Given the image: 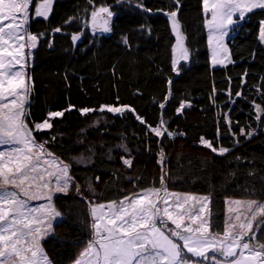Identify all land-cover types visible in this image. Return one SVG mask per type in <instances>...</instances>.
Here are the masks:
<instances>
[{
	"label": "trees",
	"instance_id": "16d2710c",
	"mask_svg": "<svg viewBox=\"0 0 264 264\" xmlns=\"http://www.w3.org/2000/svg\"><path fill=\"white\" fill-rule=\"evenodd\" d=\"M95 2L107 3L116 12L112 33L93 36L90 28L76 21L64 24L69 17L84 15L86 0H56L48 21L41 18L30 26L34 33L46 34L33 51L28 69L34 86L30 121L41 122L49 111L74 106L52 121L50 132L57 135V140L49 147L66 162L81 154L92 156L88 166L73 164L71 170L84 195L90 196L84 186L88 178L96 187L98 202L118 199L135 190L134 184L146 188L155 181L158 186V153L163 148L170 189L211 194L214 227L223 225L226 198H245L249 195L246 189H255L256 195L264 199V128L255 120L251 103H264L257 91L258 87L264 91V80L235 75L228 66H212L202 0H181L179 20L191 56L189 61L181 62L179 75L171 64L175 37L168 18L158 11L169 10L170 0H144L151 13L116 4L115 0ZM261 20L264 10L249 13L236 26L235 37L228 41L233 65L252 63L264 69V44L258 40ZM141 25H147L150 34L141 30ZM57 26L63 31L53 34L51 30ZM80 31L83 36L73 44L71 35ZM124 35L129 38V46L121 40ZM45 40L53 47H47ZM169 89L171 96L161 109L159 104L165 101ZM237 92L242 95L237 96ZM181 101L191 107L178 114ZM101 105L130 106L151 126L162 117L169 131L177 135L156 137L127 111L122 116L106 111L82 116L77 111ZM225 116L232 121L230 131ZM240 128L246 133L256 129V134L249 140L240 135ZM50 132L35 135L37 140H45ZM201 137L232 151L225 156L212 153L201 145ZM236 139L239 144L234 143ZM120 144L127 145L128 151L117 147ZM110 149L112 159L108 158ZM121 157H131L132 167H125ZM96 176L100 177L98 183ZM56 206L63 217L42 245L53 264H71L89 236L87 208L74 190L67 196L57 194Z\"/></svg>",
	"mask_w": 264,
	"mask_h": 264
},
{
	"label": "snow or ice",
	"instance_id": "6c2138e0",
	"mask_svg": "<svg viewBox=\"0 0 264 264\" xmlns=\"http://www.w3.org/2000/svg\"><path fill=\"white\" fill-rule=\"evenodd\" d=\"M55 2L0 0V264H53L42 241L52 235L57 218L63 217L56 206L57 194L67 196L71 190L85 202L89 232L71 264H264V199L256 195L255 189H246L249 195L245 198H226L223 225L214 227L211 194L169 189L163 148L158 153L161 166L158 186L155 181L146 188H137L134 184L135 190L120 198L98 202L96 187L92 178H88L84 186L90 196L84 195L71 170L73 163L85 166L92 163V156L81 154L66 162L49 147L57 140V135L50 132L52 121L62 118L65 111H71L74 106L49 111L41 122L30 121L34 86L28 69L33 51L46 35L41 31L34 33L30 26L32 21L39 22L41 18L48 21ZM115 2L132 5L145 13L152 12L144 5V0ZM86 5L84 15L69 17L64 24L76 21L90 28L93 36L112 33L113 17L117 15L113 7L107 3L96 4L95 0H86ZM180 9L181 0H170L169 10H158L168 18L175 37L171 64L177 75L181 62L189 61L191 56L179 20ZM254 10H264V0H202L203 25L213 67L233 63L226 38ZM141 30L151 32L147 25H141ZM51 31L61 33L63 28L57 26ZM83 34V31L72 34L73 44ZM121 40L129 46L127 35ZM258 40L264 44V20L260 21ZM45 43L53 47L51 42L45 40ZM171 83L169 79L168 84ZM257 91L264 101V91L259 87ZM170 96L169 89L165 101L159 104L161 109ZM212 99L215 103L214 96ZM251 103L255 120L264 128V103ZM187 107L191 104L181 101L176 111L182 113ZM77 111L82 116L97 111L122 116L127 111L156 137L163 138L165 133L173 138L177 135L169 131L168 122L162 117L156 126L147 125L135 109L127 105L84 107ZM225 123L230 131L232 121L227 116ZM46 130L50 132L49 139L37 140L35 133ZM239 133L250 140L256 129L246 133L240 128ZM200 143L220 156L232 151L204 137L200 138ZM234 143L239 144V139ZM117 147L128 151L125 144ZM110 153L111 149L108 158L112 159ZM121 159L125 167H132L131 157ZM95 181L98 183L100 177L96 176Z\"/></svg>",
	"mask_w": 264,
	"mask_h": 264
},
{
	"label": "rangeland",
	"instance_id": "374dc122",
	"mask_svg": "<svg viewBox=\"0 0 264 264\" xmlns=\"http://www.w3.org/2000/svg\"><path fill=\"white\" fill-rule=\"evenodd\" d=\"M254 11H260V10H254ZM247 17V16H246ZM236 26L233 28L232 31H230L229 33V36L226 38V43L228 45V41L232 38V37H235V35L233 34L234 33V30H235ZM229 48V47H228ZM211 58V57H210ZM183 62V61H182ZM216 66H222V65H216ZM230 69H231V72L235 75H240V76H243L247 79H252L254 81H260L262 80V78H264V69L259 67L258 65H255V64H248V63H244V64H239V65H233L232 63L231 64H228L227 65ZM247 73V75L245 76L244 74ZM75 164V163H73ZM77 165V164H75ZM89 165V164H88ZM87 165V166H88ZM79 166V165H77ZM82 166V165H81ZM85 166V165H83ZM168 187L169 189L171 188L170 185H169V182H168ZM236 199H240V198H236ZM35 203V202H34ZM211 207V205H210ZM225 213H226V209H225ZM60 221L59 218H57V221H55L53 223V229L55 228V224ZM46 239V238H45ZM44 239V240H45ZM43 240V241H44ZM42 241V242H43Z\"/></svg>",
	"mask_w": 264,
	"mask_h": 264
}]
</instances>
